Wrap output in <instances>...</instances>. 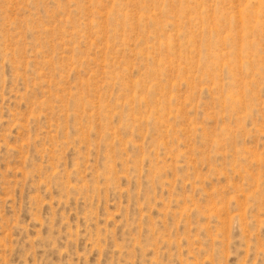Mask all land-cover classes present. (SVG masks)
Returning <instances> with one entry per match:
<instances>
[{
    "label": "rangeland",
    "instance_id": "obj_1",
    "mask_svg": "<svg viewBox=\"0 0 264 264\" xmlns=\"http://www.w3.org/2000/svg\"><path fill=\"white\" fill-rule=\"evenodd\" d=\"M0 264H264V0H0Z\"/></svg>",
    "mask_w": 264,
    "mask_h": 264
}]
</instances>
